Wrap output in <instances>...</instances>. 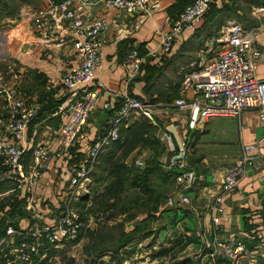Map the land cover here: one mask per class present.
<instances>
[{"label":"crops","instance_id":"0c3cea01","mask_svg":"<svg viewBox=\"0 0 264 264\" xmlns=\"http://www.w3.org/2000/svg\"><path fill=\"white\" fill-rule=\"evenodd\" d=\"M158 1L160 8L151 14L130 15L98 5L93 7L92 17H105L107 20V26L101 33L103 63L102 67L96 70V79L102 83L107 93L98 98L96 108L87 119L84 127L85 140H91L106 130L109 119L115 112L110 113V110L118 104V97L114 94L125 92L122 81L128 69L123 59L131 48H136L143 56V63L140 71L127 84L126 91L147 101L150 98H161L156 104L166 106L155 109L157 117L168 119L162 125L172 124L174 128L176 127L178 134L179 132L181 134L180 139L188 138L189 142L194 138L197 140L195 144L199 148L193 161L204 170L203 180L190 191L189 206L168 207L166 217L170 216L174 220L176 218L175 223L181 221L186 234L191 233L186 236L192 237V243L202 242L203 238L211 242L213 238L229 237L241 240L245 244L249 243L251 247L249 249H252L249 251H254L256 257L264 256V141H261L254 150L247 152L253 166L249 167L247 174L223 197L225 213L222 218L223 231H215L207 209L211 195L218 190L227 169L242 154L243 145L255 142L261 137L262 130L257 110L248 107L235 117L209 118L196 129L189 130L184 122L187 110H178L177 106L173 105L175 98L192 96L190 90L181 89L184 73L192 70L198 61L191 56L186 61L189 53L187 48L196 50L200 45L209 43L215 36L210 30L213 26L216 27V23L218 28L225 24L228 27L238 23L234 16L224 14L225 11L222 10L223 4L237 7L238 0H214L195 31L184 30L169 53L163 54L157 50L152 54L150 50L157 44L156 31L166 30L186 4V0ZM42 3L43 0H0V136L10 137L6 130L5 103L12 92L25 96L28 103L38 107L36 116L26 129L24 141L28 146L24 154L26 164H29L32 150L37 144H47L51 152L58 149L59 129L67 117L70 99V94L62 86L60 78L65 70L76 63L69 30L60 29L54 39L45 40L33 27L32 15ZM236 12L240 10L237 9ZM249 20L247 27L256 29V46H264L263 20L258 19L256 13H253ZM224 42L225 39L220 45ZM263 70L264 59L260 60L257 66L258 73ZM105 101L110 102L109 109L102 107ZM158 129L160 137L163 130L161 124ZM77 148L79 154L84 155V142L77 145ZM106 152L107 148L98 154L94 167L98 166ZM68 178L69 172L66 167L59 157L54 156L49 161V172L29 188L15 183L2 184L0 207L7 208L8 205L9 208L6 200L11 197L14 201L21 200L26 209L22 215L13 216V220L11 217L6 218L8 221L5 223L6 226L25 227L37 212L43 214L45 221L55 217L61 205L60 193L68 186ZM86 181L89 180H83L79 191L87 189ZM83 193L86 195V192ZM1 216L0 213V221ZM149 238L151 242L153 237L146 239ZM157 253L156 251L152 257H164ZM104 255L106 254H102ZM204 255L211 256V252ZM3 257L5 258L4 254L0 256V264L5 260Z\"/></svg>","mask_w":264,"mask_h":264},{"label":"built area","instance_id":"2783aa9c","mask_svg":"<svg viewBox=\"0 0 264 264\" xmlns=\"http://www.w3.org/2000/svg\"><path fill=\"white\" fill-rule=\"evenodd\" d=\"M213 1L186 0L170 26L166 30L156 31L157 44L150 53L154 54L157 50L163 54L169 53L184 30L193 32L197 29ZM95 5L130 15L151 14L160 8L158 0H43L42 5L34 11L31 20L41 38L54 39L57 31L65 28L71 34L76 63L65 70L60 78L62 86L70 94L69 107L67 117L59 129L58 149L51 152L47 144H37L32 150L29 164H26V129L36 116L38 107L28 103L25 96L11 93L5 103L6 130L10 137L0 136V186L15 183L29 188L49 172V161L54 156L60 158L69 172V184L60 193V209L51 220L45 221L43 214L37 212L25 227H6L4 235L0 237V256L5 255L3 264H60L53 256L55 247L72 243L85 228L83 213L76 202L80 197L79 187L94 168L98 154L118 140L121 128L137 116L143 115L156 124L155 110L151 103L126 91L127 84L140 71L143 63L141 53L136 48H131L123 59L128 69L122 81L125 92L114 94L118 97L119 106L110 117L106 130L94 139L85 140L84 127L87 119L96 108L98 98L107 93L102 83L96 79V70L103 63L101 33L107 26V20L105 17H92L91 11ZM257 9L264 14V4L257 6ZM115 20L116 18L113 19ZM255 30L254 27L240 23L231 24L224 44L212 55L201 56L195 67L184 73L181 89L190 90L192 96L173 100V105L178 110H187L186 127L189 130L196 129L209 118L235 117L248 107L257 110L261 137L243 145L242 154L227 169L218 190L211 195V201L207 205L215 231L224 229V195L253 166L247 152L264 141V70L257 72L259 61L264 59V46H256ZM102 107L109 109L111 104L105 101ZM176 131L178 133L177 129ZM160 139L167 152L172 153L167 161L161 155V166L180 169L174 177V190L167 196L165 203L169 206L190 204V191L198 180L203 179V174L187 162L183 141L180 137L177 141L167 126L163 128ZM83 142L84 155L81 156L76 146ZM175 144L178 146L177 151ZM134 163L142 167L144 161L137 157ZM202 242L206 247H212L211 256L219 253L230 264H243V259L251 261L255 257V252L247 250L245 244L238 239L213 238L208 242L203 238Z\"/></svg>","mask_w":264,"mask_h":264},{"label":"rangeland","instance_id":"374dc122","mask_svg":"<svg viewBox=\"0 0 264 264\" xmlns=\"http://www.w3.org/2000/svg\"><path fill=\"white\" fill-rule=\"evenodd\" d=\"M264 1V0H263ZM238 6L237 9L240 10L238 14H241V16L247 18H252L253 13L257 14L258 19H264V14L260 13L257 9L258 4L250 3V2H245V1H240L238 0ZM228 13L227 15H232V12H224V14ZM235 17V16H234ZM238 23L243 24L240 19H237ZM244 21V20H243ZM216 27L213 26L211 28V33H214L215 36L214 38H211L209 43H205L204 45H200L196 50H192L191 48H187V51L189 53L187 54V59L188 57L191 56V58L195 59L197 61L201 56H209L212 55L216 50H218L222 45V41L225 39L226 40V34L230 28L226 26H222L221 28H218L217 23L215 24ZM245 26V24H244ZM249 26V25H246ZM220 31H217V30ZM199 32V30H198ZM224 38V39H221ZM182 58V55H181ZM196 64V63H195ZM194 64V65H195ZM159 97V96H158ZM159 98H150L149 102L151 103V107L153 110L156 108H162L163 106L166 105H159L156 104V101H158ZM164 99L162 98V101ZM168 100V99H167ZM155 114V121L158 124H161V128L165 127L163 126L162 123H166L168 119L165 118H158L157 113L154 111ZM140 120V119H139ZM143 120V119H142ZM150 121V120H149ZM187 118L185 117L184 122L186 123ZM154 124V123H153ZM261 127V126H260ZM262 130V129H261ZM153 134L159 136V129L152 130ZM149 136V134L147 135ZM194 138V136H193ZM183 141V138H182ZM191 145H189L188 148V157L192 162L193 158L195 155L197 156V147L195 143H197V140L194 138L193 141H191ZM113 146V145H112ZM152 145L143 147L141 145H137L134 148L128 149V147H124L123 149H118L112 159L115 160H121L124 164H133L135 158L141 157L142 160L144 161L143 165L146 164V160L149 157L151 147ZM187 146V145H186ZM186 146L185 151H186ZM111 148V146L109 147ZM109 150V149H108ZM143 151V152H142ZM171 152H167V150H163L162 156H165L166 161L168 160L169 156L171 155ZM161 157V156H160ZM102 160V159H101ZM106 160L110 159H103V167L106 169H101L99 166L96 167L95 172L96 174L101 176L102 180L99 181H94V176L92 173V170L89 172L87 176L88 186L87 189L84 191H80L79 196L80 198L78 199L79 202H77V207L81 212L83 213V220L85 223V228L80 234L78 240H76V243H70L68 245H61L59 248L54 249L55 253L53 256L60 262V264H179V261L182 260H189L193 264H215L216 258L221 257L219 253H215L213 256L210 255H204L210 251H212V247H206L204 245V242H195L192 243V237L191 236H186V235H191V233L186 234V229L181 224V221H177L175 223L174 218L172 217H166L165 213L168 211V207H174V206H169L166 205L165 200L169 194L173 192L172 190L168 189L169 184H164L161 186V188H165L167 192H165V198L162 199L161 205L159 208L155 211L153 217H150V220H148V223L146 225H143L140 229V236L137 237L134 241H132L130 244L125 246V253L123 256V259L121 261L118 260H113L110 259V257L107 255H104L102 257H96L93 256V246L99 237L106 235L108 232L109 233H120L121 230H129L132 228V225L134 224V221L138 217H143L146 216L147 213L143 212L142 209L139 207L132 208L130 209V213L132 214H138V216L135 218L133 221H127V213L122 212L119 213L120 209L125 210V185L121 187L123 191L121 192V196H123L121 199L118 200L116 208L115 206H111L112 204V199H107L109 196V191L107 193V189L105 187L108 185V183L111 180V174L109 173L108 164L104 162ZM101 161V162H102ZM100 162V163H101ZM230 162V161H228ZM99 163V164H100ZM108 166L105 167V166ZM161 165V164H160ZM192 166L199 172H202L201 166L198 167L194 162L192 163ZM167 168V167H164ZM163 169V168H162ZM157 178H154L153 181H156ZM125 181V178H124ZM85 182V183H86ZM174 187V185H173ZM82 190V189H81ZM86 192L85 193H82ZM82 197V198H81ZM13 199L11 197L7 198L6 202L9 204L7 208H4L3 206L0 207V213L2 214V220L4 223L2 224L3 227L5 226V223L8 221L6 218H10L13 220V216H20L18 215L19 213L23 211V205H18L16 209L12 208L13 205H10ZM176 204V203H175ZM177 206V205H176ZM181 207H188V204L181 205ZM20 207V210L17 208ZM119 209V210H117ZM26 211V209L24 208ZM172 225L175 227L173 228ZM176 229V230H175ZM151 231V232H149ZM146 233L151 234L152 241L149 239L144 240L143 235H146ZM184 236V237H183ZM189 238V240H188ZM182 240L179 242V244H176L175 242L178 240ZM185 240V242H183ZM175 244V245H173ZM148 245V246H147ZM173 245V246H172ZM169 247H173L172 250L169 251V254L160 257V258H153V254L157 251H162L164 249H167ZM60 252V253H59ZM243 264H253L255 263V257L251 261L248 259H243ZM119 262V263H118Z\"/></svg>","mask_w":264,"mask_h":264},{"label":"trees","instance_id":"16d2710c","mask_svg":"<svg viewBox=\"0 0 264 264\" xmlns=\"http://www.w3.org/2000/svg\"><path fill=\"white\" fill-rule=\"evenodd\" d=\"M245 2L254 3L255 5L264 4L263 0H245ZM222 10L229 13L232 12L231 16H235L237 19H240L242 22H244L243 24L249 25L250 22L249 18L246 19L245 17L241 16V14H238V12H236L237 10L236 6L233 5L228 6V4H223ZM135 97L142 99L139 96H135ZM118 106H119V102L115 106V108H113V110L112 109L110 110V113H113L112 111H115ZM158 128H159V124L157 122L156 124H153L151 121H149L147 117L140 115L130 124L123 126L121 128L120 138L115 142H113L111 145L106 147L107 152L106 155H104L103 159H110L108 160V162L106 160H104V162L108 164V166H110L109 168L107 165L105 167L108 168L109 173L111 174L112 177L108 185L105 187V189H107V193L109 191V195H108L109 197L107 199H112L113 202L110 205L115 206L114 208H116L118 200L123 197L121 196V192L123 191L121 187L125 185V210L122 208L120 209L119 213L122 212L127 213L126 220L128 222L135 220V218L138 216V214L136 215L130 213V209L132 208L139 207L140 209L143 210L144 213L146 212L147 215L136 218L134 224L132 225V228H130L129 230L122 229L120 233L108 232L106 235L99 237V239L95 243H93L94 244L93 246L94 252L92 254L93 256L101 257L102 254H106L110 257V259L113 260L116 259L118 261H121L125 253V246L130 244L132 241H134L137 237L140 236L139 232L141 227L148 223L150 217H153L155 211L159 208L162 199L165 198L164 197L165 192H167L168 189L169 190L173 189L174 177L180 171V169L178 167L164 168L163 166L160 165L161 164L160 156L162 155L163 150H165V144L158 135H155V133L153 134L152 132L153 129L157 130ZM148 134L149 136H147ZM179 135L181 136L180 132ZM183 143L184 146L187 145V147L192 144L191 142H189L188 138L185 139L183 138ZM137 145H141L143 147L152 145L149 157L146 160V164H144L142 167L135 165V163L124 164L123 162H121V160L112 159V157L114 156L115 152L118 149L121 148L123 149L126 146L128 147V149H131ZM110 146L111 148H109ZM175 150L176 151L178 150V146L176 144H175ZM185 157L187 162L192 165L194 161L192 162L189 158H187L188 157L187 149H186ZM194 163L196 164V162ZM98 166L103 170L106 169L103 167V161L100 164H98ZM95 169L96 166L94 167V170H92V173H95L93 174L94 181L102 180L101 176L96 174ZM202 172H204V170H202ZM154 178H157V180L153 181ZM202 180L203 179L198 180L195 183V185L196 184L198 185V183H200V181ZM167 183L169 184L167 190L165 188H161L162 185ZM10 205H13L12 208L16 209L18 205H22V201L13 200ZM17 209L20 210V207ZM24 212L25 210L23 208L21 214L19 213L18 215H22ZM2 221L3 220L1 218L0 237H2L7 227L6 224L3 227L2 224L4 223V221L3 222ZM150 236L151 234L146 233V235H143L142 237L143 239H146ZM78 238L76 240H78ZM76 240H74L72 244L76 243L77 242ZM180 241L182 240L179 239L175 243L179 244ZM183 242H185V240ZM245 246L247 250H252L249 249L251 248L249 243H246ZM172 249L173 247H169L160 252L158 251L157 254L161 256H166L169 254V251ZM179 264H193V263L187 259V260L179 261ZM215 264H230V262L229 260L221 256L216 258ZM253 264H264V256H260V255H257V257L255 256V263Z\"/></svg>","mask_w":264,"mask_h":264},{"label":"water","instance_id":"95a60500","mask_svg":"<svg viewBox=\"0 0 264 264\" xmlns=\"http://www.w3.org/2000/svg\"><path fill=\"white\" fill-rule=\"evenodd\" d=\"M167 129H168L171 133H173V135H174V137H175V139H176L177 141L180 140V139H179V135H178L176 129L174 128V126H173L172 124H170L169 126H167ZM178 158H179V157H178Z\"/></svg>","mask_w":264,"mask_h":264}]
</instances>
